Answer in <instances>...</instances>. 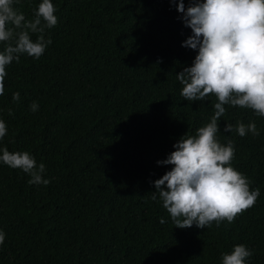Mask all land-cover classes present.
<instances>
[{
    "label": "trees",
    "instance_id": "16d2710c",
    "mask_svg": "<svg viewBox=\"0 0 264 264\" xmlns=\"http://www.w3.org/2000/svg\"><path fill=\"white\" fill-rule=\"evenodd\" d=\"M41 2L13 7L31 20ZM51 2L58 21L45 29L51 43L39 59L22 54L6 67L0 96L7 126L0 148L30 153L50 183L29 184L30 176L0 162V264H222L239 244L253 252L246 264H264V118L252 110L225 105L218 121L220 143L233 141L231 166L260 191L252 208L231 224L177 229L151 199L153 182L171 170L157 162L210 122L217 102L180 95L176 75L197 52L181 47L192 33L176 5ZM237 122H255L260 135L240 137ZM225 124L234 130L224 133Z\"/></svg>",
    "mask_w": 264,
    "mask_h": 264
},
{
    "label": "clouds",
    "instance_id": "9594fccd",
    "mask_svg": "<svg viewBox=\"0 0 264 264\" xmlns=\"http://www.w3.org/2000/svg\"><path fill=\"white\" fill-rule=\"evenodd\" d=\"M15 0H0V96L4 95L6 67L19 62L20 55L39 59L51 43L45 39V29L57 24L56 8L51 0H42L27 20L13 7ZM181 13L184 27L191 30L181 45L197 52L192 66L184 67L176 75L183 86L180 95L186 101H205L214 95V114L195 136H182L175 149L158 165H170L171 170L153 182L156 189L152 200L162 202L177 229L217 227L231 224L239 215L252 208L260 195L251 190L250 181L231 165L235 156L233 141L221 144L218 121L225 115V105L250 109L264 118V0H169ZM38 34L33 41L31 34ZM19 93L12 99L18 101ZM33 102L30 109L38 110ZM12 113L9 112V115ZM233 125L225 124L224 133H231ZM240 137L251 133L259 136L255 122H237ZM7 134V126L0 120V139ZM0 162L30 176L29 184L48 185L43 177L45 165L24 152H10L0 148ZM160 223L165 221L161 218ZM5 234L0 231V245ZM253 255L245 245L233 247L222 254V264H246Z\"/></svg>",
    "mask_w": 264,
    "mask_h": 264
}]
</instances>
